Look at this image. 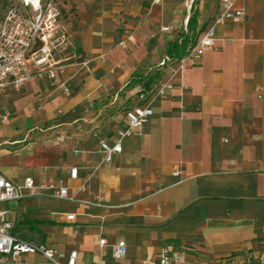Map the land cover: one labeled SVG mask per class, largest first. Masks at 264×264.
I'll use <instances>...</instances> for the list:
<instances>
[{"label": "crops", "instance_id": "obj_1", "mask_svg": "<svg viewBox=\"0 0 264 264\" xmlns=\"http://www.w3.org/2000/svg\"><path fill=\"white\" fill-rule=\"evenodd\" d=\"M194 1L189 11L188 0H74L79 17L68 28L89 67L22 85L19 109L12 107L18 114L0 134L1 173L17 183L28 176L36 183L64 180L74 199L1 202L13 212L16 235L77 250L82 264H155L164 245L186 254L182 264L264 252V0H240L247 18L217 25L214 46L155 101L143 134L125 138L122 152L102 162L101 140L114 143L126 111L141 103L131 91L135 83L154 88L166 79L160 61L180 58L220 11V0ZM129 34L134 40L121 44ZM41 84V98L59 105L61 116L47 139L27 141ZM10 90L18 89L0 92L6 110ZM89 102L104 105L87 117ZM120 241L127 255L117 259Z\"/></svg>", "mask_w": 264, "mask_h": 264}, {"label": "built area", "instance_id": "obj_2", "mask_svg": "<svg viewBox=\"0 0 264 264\" xmlns=\"http://www.w3.org/2000/svg\"><path fill=\"white\" fill-rule=\"evenodd\" d=\"M161 0H154L160 2ZM240 0H220V11L201 37L178 59L167 55L159 63L169 69V75L156 87H147L138 81L131 91L136 93L141 103L126 111V126L118 131L114 143L101 140L102 162L110 163L123 150V140L129 136L142 135L147 121L154 114V103L166 97L175 86L176 79L184 68L200 59L205 50L212 48L216 39V26L226 22L245 20L247 12L239 6ZM194 0H188L187 8L192 9ZM169 30V27H164ZM134 40L129 34L121 44ZM89 67V61L75 47L72 33L63 22V10L59 0H20V4L9 7L0 20V92L8 88L20 89L31 80L48 78L57 80L58 73L68 67ZM11 113L0 103V134L11 122ZM63 139V138H61ZM180 170L175 172L179 175ZM78 168L71 169V177L76 178ZM83 188V186H82ZM28 196L73 200L69 188L60 180L36 183L28 176L23 183H17L0 172V203L24 199ZM69 214L68 219H74ZM15 223L13 212L0 208V264H82L78 251L65 250L46 243L27 240L13 232ZM101 244L106 239H101ZM37 255L41 261H30L27 256ZM127 255V244L120 241L113 249V256L122 259ZM186 254L168 245L161 247L155 264H182ZM217 264H264V252L244 251L219 260Z\"/></svg>", "mask_w": 264, "mask_h": 264}, {"label": "rangeland", "instance_id": "obj_3", "mask_svg": "<svg viewBox=\"0 0 264 264\" xmlns=\"http://www.w3.org/2000/svg\"><path fill=\"white\" fill-rule=\"evenodd\" d=\"M60 6L63 10V22L67 25V27H70V25L75 26V23L77 22V19L79 17V10L77 8V4L74 2V0H59ZM195 3V1H194ZM20 4V0H0V20L4 16L5 11L12 6H16ZM194 6V4H193ZM79 50V49H78ZM80 52V51H79ZM82 59L84 57L82 56ZM41 88L37 92L38 96H35L32 98L31 102L34 106V108L38 111L36 114H29L28 115H33L34 117V129L31 131L30 136L28 137L27 141H37L41 142L44 141L45 138L51 136L54 132V130H57L56 128H51L53 125L56 124V119H58L61 116V113L59 112V109L61 108L59 105L58 106H46L45 103V98H41L43 91H45V87L41 84ZM55 85L54 84H49L47 87V90H54ZM26 91V87L23 86L18 90H10V94L7 98V101L12 104V106H6V108L10 111L11 113V118L15 117L18 112H15L14 108L19 109V100L22 99V94L23 92ZM127 88H124L122 91H120V96L122 93L126 92ZM54 96V94H53ZM119 96V98H120ZM102 106L104 105V102L100 104H94L88 103V112H87V117L92 116V112H94V106ZM120 104H116V107ZM15 106V107H14ZM24 107L23 109L26 111L28 108V105L22 104ZM14 107V108H12ZM17 110V109H16ZM33 124L32 119H29V125ZM1 138V137H0ZM6 159H9V157H6Z\"/></svg>", "mask_w": 264, "mask_h": 264}, {"label": "trees", "instance_id": "obj_4", "mask_svg": "<svg viewBox=\"0 0 264 264\" xmlns=\"http://www.w3.org/2000/svg\"><path fill=\"white\" fill-rule=\"evenodd\" d=\"M195 19V15L192 14V16L190 17L189 21H188V27H190L192 25V22L194 21ZM184 40L180 43V42H176V44L173 45V47L171 48L170 52L172 53V51L176 50V51H179V50H182V46L184 45ZM184 48V47H183ZM179 49V50H178ZM75 114H69L66 116V118H71L72 116H74Z\"/></svg>", "mask_w": 264, "mask_h": 264}]
</instances>
